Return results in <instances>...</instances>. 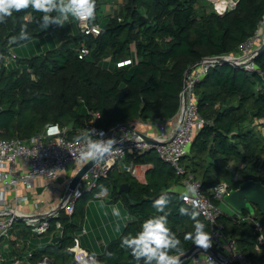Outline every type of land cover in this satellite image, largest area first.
<instances>
[{
  "label": "trees",
  "instance_id": "obj_1",
  "mask_svg": "<svg viewBox=\"0 0 264 264\" xmlns=\"http://www.w3.org/2000/svg\"><path fill=\"white\" fill-rule=\"evenodd\" d=\"M98 5L96 0V9ZM40 15L31 9L21 10L0 24V55L6 56L12 49L18 55L16 65L0 63L2 139H26L49 123L73 127L70 137L78 138L81 132L76 130L91 118L90 111L100 112L96 123L102 129L140 118H175L188 69L207 56L237 53L263 19L264 0H239L236 8L224 15L217 14L207 0H124L122 11L102 21L93 20L101 25L98 35L82 32L75 19L42 30ZM25 16L30 19V39L19 40L16 37ZM70 22H75L74 34L67 31ZM55 31L61 34V43L58 45L51 36L49 43H38L35 51L31 42L44 40ZM83 44L90 54L80 58ZM135 55L137 62L133 61ZM256 64L257 70L251 72L221 63L197 83L199 112L206 123L181 161L184 174L151 150L129 153L126 158L127 162L152 165L146 182L127 170L118 178L110 172L100 180V186L108 188L111 202H124L129 221L97 253L99 264H134L130 251L119 246L120 237L137 230L155 213L152 201L161 191L172 190L169 226L182 238L193 221L180 215V206L191 205L181 198L183 189L176 187L184 186L189 174L201 182L203 192L213 202L221 205L212 195L213 187L226 181L237 188L240 182L233 181V167L246 181L250 179L247 168L264 162V135L253 127L255 120H264V50L257 55ZM242 164L245 167L240 168ZM123 183L131 185L128 197L119 191ZM77 207L78 203L72 216H62L63 234L59 231L43 249L34 250L33 263L47 256L53 264H73L74 253L69 250L80 227L75 220ZM255 216L264 224L258 207ZM198 218L211 233L204 216ZM219 222L253 262L264 264L255 250L258 232L254 224L228 212L221 214ZM193 246L192 241H183L182 251Z\"/></svg>",
  "mask_w": 264,
  "mask_h": 264
},
{
  "label": "built area",
  "instance_id": "obj_2",
  "mask_svg": "<svg viewBox=\"0 0 264 264\" xmlns=\"http://www.w3.org/2000/svg\"><path fill=\"white\" fill-rule=\"evenodd\" d=\"M219 15L233 10L239 0H207ZM76 20V19H75ZM80 30L86 34H100L102 28L99 23L92 21L76 20ZM259 48L264 49V17L260 21L254 35L246 40L237 53L207 56L194 65L185 75V85L180 93L181 107L173 119L147 120L136 119L117 124L110 129H102L97 125L101 117L100 112L90 111V119L86 120L77 132L88 128L103 130L105 138L114 136L119 147L106 160L92 166L81 178L75 189H70V183L75 174L88 162L79 158V150L83 146L78 138L70 137L73 127L59 123H49L45 128L26 138H0V249L15 247L14 253L19 252L18 238L11 235L6 241V235L14 228L17 222L24 221L35 235L49 234L53 228L63 234L62 216H72L77 203L86 193H92L99 188L100 180L106 178L120 160L125 159L129 153L144 154L155 150L158 157L174 167L178 173L184 174L181 161L187 155L197 132L205 125L206 121L201 116L196 94L197 83L200 82L212 68L221 64L222 59H229L235 66L247 71H256V57ZM90 54L88 46L83 44L79 50V57ZM18 59L17 53L12 49L8 55H0V63L12 65ZM264 123V120H260ZM156 139L160 144L145 141L143 135ZM75 166V171L65 184H59L60 174L69 167ZM245 165H240V168ZM140 167L135 161L129 162L126 170L134 177H138ZM233 181L241 182L243 175L233 167ZM246 175L264 182V165L247 168ZM196 183L198 193L196 198L200 204L198 211L210 223L211 244L217 254H213L200 247L192 254L181 258L183 264H257L253 262L240 248L237 240L231 236L223 224L219 222L224 212L221 205L213 202L202 190L200 181L189 174L185 180ZM231 185L226 181L217 183L212 190L213 197L225 202V195L230 191ZM102 198L109 196V190L104 187L98 195ZM192 196L184 200L190 204ZM241 221H248L255 225L257 238L255 250L258 256L264 259V224L256 218L255 214L243 215L237 213ZM55 225V227H53ZM15 231V230H14ZM16 233V232H15ZM87 229L82 226V233L74 236V243L70 250L74 253L73 264H77V257L89 259L97 254L85 249L81 245V236L87 234ZM53 239V236L51 237ZM8 242V243H7ZM12 244V246H11ZM16 244V245H15ZM29 246V244H28ZM208 248V247H207ZM33 253H27L21 259H12L13 264H53V259L45 256L33 263ZM8 261L0 251V264Z\"/></svg>",
  "mask_w": 264,
  "mask_h": 264
},
{
  "label": "clouds",
  "instance_id": "obj_3",
  "mask_svg": "<svg viewBox=\"0 0 264 264\" xmlns=\"http://www.w3.org/2000/svg\"><path fill=\"white\" fill-rule=\"evenodd\" d=\"M31 9L40 13L39 26L42 30L48 29L52 25L64 26L65 21L76 19L79 21H92L96 16V0H0V24L7 21L14 13L21 10ZM25 23L21 25L16 39H30L28 16L24 17ZM83 146L79 150V158L82 161L91 162L94 166L110 157L119 147L117 138L109 136L105 138L103 130L88 128L78 137ZM198 185L188 182L184 186L181 198L188 200L191 207L182 205L179 213L182 216H189L193 221L192 228L179 236L169 226V216L171 214V196L169 190L161 191L159 196L152 201L155 213L146 217L140 227L134 232L130 231L120 237L119 246L130 251L134 264H183L182 251L183 241H192L198 247L207 248L211 244V233L208 225L198 217L200 204L196 198ZM112 215L120 218L121 211L118 207L112 209ZM71 251V250H69ZM111 255V253H109ZM77 264H99L93 255L89 259L77 257Z\"/></svg>",
  "mask_w": 264,
  "mask_h": 264
},
{
  "label": "rangeland",
  "instance_id": "obj_4",
  "mask_svg": "<svg viewBox=\"0 0 264 264\" xmlns=\"http://www.w3.org/2000/svg\"><path fill=\"white\" fill-rule=\"evenodd\" d=\"M123 4H124V0H99V5H98V8L96 9V16H95L94 21L96 19H98L99 21H102L103 19L107 18L108 15H111L113 12L122 11ZM200 5L201 4L198 3L197 6L200 7ZM56 34L59 35L58 32ZM51 36L53 37L54 40L56 39L55 33H51ZM15 47H18V45ZM13 63H14V65H16V61ZM256 123H253V125H255ZM153 152L155 153V150ZM126 158L123 160H120V162L117 164V166L111 170L110 174L114 179L120 177L121 172L126 170L128 164H129V162L126 161L127 160ZM259 165H261V166L264 165V162H261ZM75 168H76L75 166H71L67 170L62 172L60 174L59 184H65L66 181L72 176L73 172L75 171ZM141 170H142V172L144 171L142 168L140 169V171ZM103 188L104 187L102 185L99 186V188L94 190V192L86 193L85 196L80 198L78 201V207H77V213L75 215V220H78V224L80 227H79L77 233H79V234L82 233V226H84L88 231L87 234H84L83 236H81V242H83L84 236L86 237L90 233H93L94 230H99L100 228L103 227V225H107V224L111 223L110 220H108L106 217H104V219L106 220V223H105L104 219H102V217L99 216V207L97 205H95V203H97V202H100L101 206L110 205L107 202L108 200H110V199H108V197L102 198V197L98 196L101 193V191L103 190ZM90 204H92V207H91L92 209H90V213L88 216V205H90ZM120 206H122V208L124 210V214H125L123 217V221H122L123 222V229H124L127 222L129 221V214L127 213V209L124 205V202L121 200H120ZM221 208L224 212L233 213V209H231L230 206L228 204H226L225 202H223L221 204ZM103 212L106 214V210L104 208H103ZM94 216H98L99 221L101 223V225L95 226V227H97L96 229H93L91 227V221L95 218ZM87 220H88V222H87ZM56 232L59 234V231H57L55 229V230H51L50 233L46 234V235H35L34 233L31 232L30 228L26 225V223L24 221H21V222H17L16 225L14 226V228L12 230H10V233L6 235V239H7L6 241H9V238L11 235H16L17 237H19L18 238L19 239L18 240V246H16V247H19L20 250L25 251L27 253H33L34 250L37 248L43 249L49 243L51 237L54 234H57ZM28 244H29V246H28ZM11 246H12V244H11ZM82 246L85 247L83 243H82ZM0 251L3 253L4 257L8 259V261L5 264H13L12 259H15V258L21 259L19 256H17L16 253H14V251H15L14 246H12V249L11 248L7 249L5 246H4V248L1 247Z\"/></svg>",
  "mask_w": 264,
  "mask_h": 264
},
{
  "label": "crops",
  "instance_id": "obj_5",
  "mask_svg": "<svg viewBox=\"0 0 264 264\" xmlns=\"http://www.w3.org/2000/svg\"><path fill=\"white\" fill-rule=\"evenodd\" d=\"M114 14H117V12L115 11L111 15H114ZM75 22H70V24L67 26V31L70 34L76 33ZM51 33H55V37H56L55 40L57 41V44L59 45L61 43V41H62L61 34L59 32H58L59 35L56 34L57 31L51 32ZM51 33H49V35L47 37H45L44 40L31 42L32 43V47L35 49V51H37L38 48H39V44L38 43L41 44L42 42L44 43V41L46 43H49L50 38H51ZM31 49H29V52H31ZM13 50H16V49H13ZM26 51H28V50H26ZM133 61L134 62L138 61V58H137L136 55L133 57ZM253 123H256L255 125H253V127H255V129L257 131L261 132L264 135V123H261L260 120H258V121L255 120ZM138 166L140 168H142L144 171L142 172V170H141L140 173H139V176L136 177V179H138L140 182H146L147 170L149 168H151L152 165L151 164H140L139 163ZM184 186H177L176 189H180L181 188V189L184 190ZM108 199H110L109 196H108ZM107 202L110 205L101 206L100 202L95 203V205H97L99 207V216L102 217V219H104V217H106L108 220H110L111 223L107 224V225H103V227L100 228L99 230H94L93 233H90L86 237L84 236L83 242H81V245H82V243L84 244V246H85L84 248L85 249H87V250H89V251H91L93 253H96V254L100 253L104 249L106 244L110 240H112L115 237H117L123 230V222L122 221H123V217H124L125 214H124V210H123L122 206H120V200H118L116 202H111L110 200H108ZM91 207H92V204L88 205V216H89V213H90V209H92ZM114 207H118L120 209V211H121V217L120 218H117V217L112 215V209ZM103 208L106 210V214L103 212ZM229 214H235V211L233 210V213L229 212ZM94 217L95 218L91 221V227L93 229H96L97 227H95V226H99V225H101V223L99 221L98 216H94ZM104 221L106 223L105 219H104ZM87 222H88V220H87ZM16 254L19 257H24V256H26L27 252L22 251V250L19 249V252L16 253Z\"/></svg>",
  "mask_w": 264,
  "mask_h": 264
},
{
  "label": "water",
  "instance_id": "obj_6",
  "mask_svg": "<svg viewBox=\"0 0 264 264\" xmlns=\"http://www.w3.org/2000/svg\"><path fill=\"white\" fill-rule=\"evenodd\" d=\"M263 50H264L263 48H259L257 53L259 54L263 52ZM221 62L222 64L235 65V63L229 59H222ZM191 68H189L187 72H189ZM143 137L147 142L160 144L158 140L153 139L146 134H144ZM92 166L93 165L91 164V162H88L87 164H85L80 168V170L72 178V181L70 183L71 190L75 189L77 184L80 182L81 178ZM130 188L131 185L129 183H123L121 184L119 191L124 192L128 197ZM224 201L237 213H242L246 211L250 214H255L256 208L258 207L260 209L261 214L264 216V182L261 180H256L254 178H250L246 181H242L239 183L237 188L230 189V191L225 195ZM198 248L200 247L196 245L193 246L187 252V255L192 254ZM206 250H208L209 252L215 255L217 254V251L211 246L206 248Z\"/></svg>",
  "mask_w": 264,
  "mask_h": 264
}]
</instances>
